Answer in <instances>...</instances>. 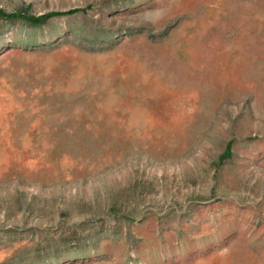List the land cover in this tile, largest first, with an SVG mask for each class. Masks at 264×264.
<instances>
[{"label":"rangeland","instance_id":"obj_1","mask_svg":"<svg viewBox=\"0 0 264 264\" xmlns=\"http://www.w3.org/2000/svg\"><path fill=\"white\" fill-rule=\"evenodd\" d=\"M0 264H264V0H0Z\"/></svg>","mask_w":264,"mask_h":264},{"label":"trees","instance_id":"obj_2","mask_svg":"<svg viewBox=\"0 0 264 264\" xmlns=\"http://www.w3.org/2000/svg\"><path fill=\"white\" fill-rule=\"evenodd\" d=\"M26 19H27V18H26ZM29 21L40 22V17H38V18H30Z\"/></svg>","mask_w":264,"mask_h":264}]
</instances>
